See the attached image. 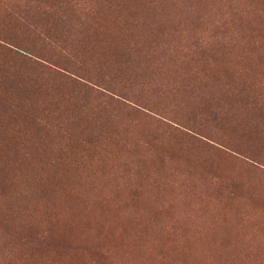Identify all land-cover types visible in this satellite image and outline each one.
<instances>
[{
  "label": "rangeland",
  "instance_id": "1",
  "mask_svg": "<svg viewBox=\"0 0 264 264\" xmlns=\"http://www.w3.org/2000/svg\"><path fill=\"white\" fill-rule=\"evenodd\" d=\"M0 264H264V0H0Z\"/></svg>",
  "mask_w": 264,
  "mask_h": 264
}]
</instances>
